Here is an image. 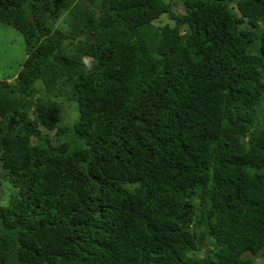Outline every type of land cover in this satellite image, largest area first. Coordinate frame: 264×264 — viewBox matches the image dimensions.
I'll list each match as a JSON object with an SVG mask.
<instances>
[{
	"label": "trees",
	"instance_id": "16d2710c",
	"mask_svg": "<svg viewBox=\"0 0 264 264\" xmlns=\"http://www.w3.org/2000/svg\"><path fill=\"white\" fill-rule=\"evenodd\" d=\"M181 3L0 0V264L264 257V0Z\"/></svg>",
	"mask_w": 264,
	"mask_h": 264
},
{
	"label": "rangeland",
	"instance_id": "374dc122",
	"mask_svg": "<svg viewBox=\"0 0 264 264\" xmlns=\"http://www.w3.org/2000/svg\"><path fill=\"white\" fill-rule=\"evenodd\" d=\"M167 1L171 2L172 9L175 12L183 13L184 9L181 0ZM65 17L66 13H64L59 20V25H63V27ZM167 23L172 24V20L165 14L154 22V24L160 26ZM25 57L26 46L21 32H19L16 28L12 27L11 25L0 22V78L14 77L17 72L21 69ZM40 95L47 97L43 88L40 89ZM52 99L54 100L55 98ZM59 100L60 101L57 102L58 104H60L61 113L63 112L61 116L62 121L68 125H72L74 120L78 116L76 103L68 102L67 100L62 99ZM7 193H9V188H6L5 190L4 188L0 187L1 202L6 203V200L8 198ZM205 252H207L206 248H204V250L198 251V254L200 256H203ZM245 256L252 257L253 261L251 262V264H264V257L261 254H257L256 256L246 254Z\"/></svg>",
	"mask_w": 264,
	"mask_h": 264
}]
</instances>
